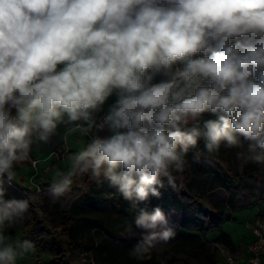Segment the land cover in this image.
<instances>
[{
	"label": "clouds",
	"instance_id": "1",
	"mask_svg": "<svg viewBox=\"0 0 264 264\" xmlns=\"http://www.w3.org/2000/svg\"><path fill=\"white\" fill-rule=\"evenodd\" d=\"M113 94L110 135L76 164L103 172L133 208L159 195L162 177L175 187L172 170L201 138L211 151L239 135L264 163V0H0V175L28 158L34 134L46 141L65 115L89 121ZM205 113L217 118L201 127ZM14 205L28 206L0 201V225ZM134 223L147 230L134 256L174 236L159 208ZM31 249L8 243L0 264Z\"/></svg>",
	"mask_w": 264,
	"mask_h": 264
},
{
	"label": "rangeland",
	"instance_id": "2",
	"mask_svg": "<svg viewBox=\"0 0 264 264\" xmlns=\"http://www.w3.org/2000/svg\"><path fill=\"white\" fill-rule=\"evenodd\" d=\"M164 79L167 77L157 75L153 82L157 83ZM112 101L109 97L100 109ZM89 125V121L83 119L69 121L65 115L46 141L40 140L38 135L34 134L28 158L22 161V164H13L10 170L11 178L8 173H4L11 185L6 184L0 189V201L27 202L28 206L31 203L36 208L44 207L45 201L37 196L42 192L41 185L46 183L54 185L69 177L76 163V156L86 150L95 137L110 135L108 124L98 130ZM237 138L239 143L235 146L221 142L218 149L208 151L210 155L220 154L225 157V163L219 158H210V161L219 166V175L198 177L193 174L197 158L195 147H190L182 156L183 170H172L174 183L183 185L190 193L198 196L201 199L200 208L204 211L208 209L206 202L210 200L215 203L223 202L225 210L218 223L197 219L185 228L178 224L172 226L166 224L164 227L171 229L174 236L167 242L155 241L143 255L134 256L132 252L147 230L137 226H130L132 228L124 230L117 220L114 221L111 216L112 208L115 210L113 204L124 203L118 187L111 182L106 185L92 182L90 174L83 172L84 183L79 189H85L90 195L88 205L71 214L75 218L72 226L63 212L51 211L50 217L57 226L55 236L62 240L65 250L68 249L69 242L60 226V223H64L69 227V235L82 244V256L76 257L75 264H251L247 247L253 243L252 231L254 228H264V163H257L254 167L251 184L247 185L249 182H245L246 186H250L252 193L249 204L239 206L240 204L233 198L230 201L233 207L227 206V195L232 197V193H228L227 190L230 174L243 179V169L248 163V158L256 154L249 151L250 142L239 135ZM259 151L257 149V152ZM250 163L253 162L250 160L249 165ZM167 180L168 178L164 177L163 181ZM238 181L232 184L236 186ZM24 189H27L26 193L23 192ZM13 207L11 221L5 220L4 224L0 225V235L6 237L0 247L8 243L15 246L17 241L21 243L25 241L23 233L29 219L26 209L20 210L15 208V205ZM125 212L127 213L126 207L118 206L113 212V217L123 215ZM128 215L129 222L134 223L137 210L128 209ZM165 217L168 218L167 215ZM202 230L206 233L203 234ZM221 233L228 235L231 245L220 242L218 237ZM27 241L30 242V239ZM38 261L41 264H50L53 261L67 262L63 257L55 260L52 243L48 242L43 246L33 247L27 254L18 257L17 264H38ZM260 264H264V255L260 257Z\"/></svg>",
	"mask_w": 264,
	"mask_h": 264
},
{
	"label": "trees",
	"instance_id": "3",
	"mask_svg": "<svg viewBox=\"0 0 264 264\" xmlns=\"http://www.w3.org/2000/svg\"><path fill=\"white\" fill-rule=\"evenodd\" d=\"M158 82H160V80ZM216 118L217 117L215 114L206 113V115H204L200 120V126L203 127V121ZM205 144L206 141L201 138L200 140H198L197 145L195 146L194 152L197 158L195 160L192 172L198 177L204 175H219V166L217 167V164L215 162L210 161V158L216 157L219 158L221 162L225 163V157L220 156V154L210 155V153H208L209 150L205 147ZM59 155H61V153H59ZM254 155L248 158V163L243 169V179H241L238 175L230 174V184H227V190L228 193H232V197L230 198L229 195H227V206L233 207V205L230 204V201H232L233 198H235L236 203L240 204L239 206H246L249 204L250 199L252 198V193L250 186H246L245 182H249L247 183V185L251 184L250 180H252L253 178V170L257 164V162L252 159ZM250 160L253 163H250L249 165ZM16 163L22 164L23 162L21 161ZM80 167V165H77L76 163L74 164L70 176L68 177L72 180V183L68 189H66L62 193H56L54 191L53 185H51L50 183L43 184L40 187L42 189V192L37 196L45 201L44 207H41V209L36 208L31 203H29V206L26 208V215L29 219L23 233L24 239H30L33 247L43 246L45 243L51 242L55 260H59L60 257H63L67 260L66 263H62L60 261H57L55 263L53 261L50 264H75L76 257L80 256L83 253L81 251V249L83 248L82 244L77 242L72 236L69 235V227H66L64 223H60L61 230L63 234L66 235L69 242L68 249L65 250L62 240L57 237V235L55 236V227L57 226L54 225L53 220L50 217V215L52 214L51 211L60 210L65 214V216L67 215V219L70 221L72 226L75 222V218L74 216H71V214L78 212L79 209L88 205L90 195L85 191V189H79V186L84 183L83 172L80 171ZM87 172L90 174L92 182L99 184L103 183L104 185L110 183V181L103 175V172L99 177L93 176L91 169H89ZM190 177L192 178V176ZM163 179L164 177L161 178L163 186H157L159 195H150L148 201L139 202L137 204V207L133 208L132 202L126 200H124V203L122 202L121 204H113L115 206V210H113L112 208V219L114 221L117 220L118 224H120V226L124 230H126V228H132L130 226H136L135 223L129 222L128 209H136L138 215L141 208L146 209L150 213L153 212L156 208H159L162 213L167 215V217L169 218H167L166 220L167 224H170V226H172L173 224H178L180 227L185 228L187 225L194 223L197 219H204L205 221L209 222L212 221L214 224L218 223V221L221 220V216L225 210L223 202L215 203L210 200L205 204L208 209L204 211L202 208H200L201 199L198 196L190 193V191H188L181 184L174 183V187L172 183H169V180L164 182ZM236 181H238L239 183L235 186L232 183ZM187 183H189V181ZM6 184L11 185V182L7 179L6 175H0V189L3 186H6ZM26 190L27 189H24L23 192L26 193ZM28 198L29 197H27V199ZM118 206L126 207L127 213L125 212L123 215L113 217V212L116 211ZM202 233L205 234L206 231L202 230ZM218 239L223 244H232L228 239V235L225 233H221Z\"/></svg>",
	"mask_w": 264,
	"mask_h": 264
},
{
	"label": "built area",
	"instance_id": "4",
	"mask_svg": "<svg viewBox=\"0 0 264 264\" xmlns=\"http://www.w3.org/2000/svg\"><path fill=\"white\" fill-rule=\"evenodd\" d=\"M113 98L112 102H107L104 107L92 113L89 124L95 130L101 129L107 125V123H105V117L117 100L115 94H113ZM252 234L253 243L247 247V253L251 264H260V257L261 255H264V228H254ZM229 260L232 261V258L229 257ZM38 264H41V262L38 261Z\"/></svg>",
	"mask_w": 264,
	"mask_h": 264
},
{
	"label": "crops",
	"instance_id": "5",
	"mask_svg": "<svg viewBox=\"0 0 264 264\" xmlns=\"http://www.w3.org/2000/svg\"><path fill=\"white\" fill-rule=\"evenodd\" d=\"M111 97V99L113 100L114 98H113V95L112 96H110ZM108 100H109V98H108Z\"/></svg>",
	"mask_w": 264,
	"mask_h": 264
}]
</instances>
